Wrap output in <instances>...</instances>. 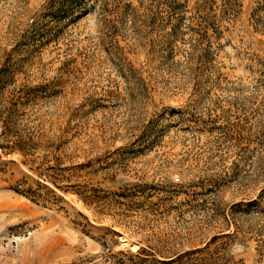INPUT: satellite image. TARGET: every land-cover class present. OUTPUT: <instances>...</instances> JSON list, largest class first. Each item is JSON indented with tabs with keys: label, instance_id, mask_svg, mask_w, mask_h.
I'll use <instances>...</instances> for the list:
<instances>
[{
	"label": "rangeland",
	"instance_id": "obj_1",
	"mask_svg": "<svg viewBox=\"0 0 264 264\" xmlns=\"http://www.w3.org/2000/svg\"><path fill=\"white\" fill-rule=\"evenodd\" d=\"M262 1L0 0V264H264Z\"/></svg>",
	"mask_w": 264,
	"mask_h": 264
},
{
	"label": "trees",
	"instance_id": "obj_2",
	"mask_svg": "<svg viewBox=\"0 0 264 264\" xmlns=\"http://www.w3.org/2000/svg\"><path fill=\"white\" fill-rule=\"evenodd\" d=\"M240 0H201V2L197 6V11L199 14L203 13L204 17L201 18V27L198 32V38L196 42L201 47V44L207 42L208 47L211 45V36L208 35V29H212L214 35L220 36L221 34V27L223 22H229L234 20L240 13L241 8ZM264 12V0L258 4L257 8L253 13V19L256 27L261 26L264 29V16H258V13ZM203 51H206L204 49ZM10 113V112H9ZM11 116L8 115L4 118L5 122V133L10 131ZM22 141L17 139L14 145L21 147ZM9 147L10 143L8 141L5 144H2L1 148Z\"/></svg>",
	"mask_w": 264,
	"mask_h": 264
},
{
	"label": "bare ground",
	"instance_id": "obj_3",
	"mask_svg": "<svg viewBox=\"0 0 264 264\" xmlns=\"http://www.w3.org/2000/svg\"><path fill=\"white\" fill-rule=\"evenodd\" d=\"M31 234H32V233H31ZM31 234H30V235H31ZM24 240H25V239H24ZM121 242H122L124 245H128V244H129V241L126 240V239H123V238L121 239ZM131 247H132L133 249L136 248V246H132V245H131Z\"/></svg>",
	"mask_w": 264,
	"mask_h": 264
}]
</instances>
